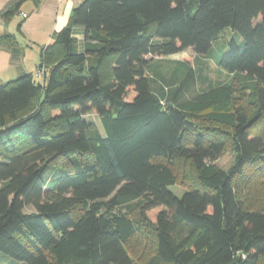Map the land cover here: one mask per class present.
Instances as JSON below:
<instances>
[{
    "label": "trees",
    "instance_id": "1",
    "mask_svg": "<svg viewBox=\"0 0 264 264\" xmlns=\"http://www.w3.org/2000/svg\"><path fill=\"white\" fill-rule=\"evenodd\" d=\"M225 29L235 36L220 54L212 46ZM186 50L231 81L184 98L196 70L177 62L178 79L154 91L147 57ZM37 70L43 82L23 73L0 84L1 254L21 264H264V191L245 197L264 172V0H82ZM225 151L227 171L216 165ZM178 182L180 198L168 189ZM143 238L150 252L138 262L129 244Z\"/></svg>",
    "mask_w": 264,
    "mask_h": 264
},
{
    "label": "crops",
    "instance_id": "2",
    "mask_svg": "<svg viewBox=\"0 0 264 264\" xmlns=\"http://www.w3.org/2000/svg\"><path fill=\"white\" fill-rule=\"evenodd\" d=\"M81 1L0 0V15L18 3V10L11 18L6 20L0 16V84L13 80L23 73L32 74L31 70L25 65V61L27 57H33V54L38 57L35 63L37 70L40 64L39 54H41V50L52 42L54 33L68 25L73 10ZM17 35L27 42L26 45H38V53L22 49L20 45L23 46V44L17 39ZM72 36L76 39L78 48L81 49L83 29L80 27L74 28ZM7 37H12L13 40L9 39L10 42H8ZM12 67L15 68V72L4 77L6 75H2V73ZM40 81L43 82V78Z\"/></svg>",
    "mask_w": 264,
    "mask_h": 264
},
{
    "label": "rangeland",
    "instance_id": "3",
    "mask_svg": "<svg viewBox=\"0 0 264 264\" xmlns=\"http://www.w3.org/2000/svg\"><path fill=\"white\" fill-rule=\"evenodd\" d=\"M234 36H235L234 33H232L230 29H225L221 34L220 38L218 39V41H216L213 44L212 46L213 50L220 54H227L229 51L227 43L231 39H233ZM17 39L20 40L21 44H23V46H21L19 43L22 49L31 50L35 53H38V48H37L38 45L37 46H33L31 44L26 45L27 42L24 39L22 40L18 35H17ZM34 55L35 54H33V57H27L25 61L26 63L25 65L28 67L29 70H31L30 72L34 76L35 82L40 83L41 82L40 79L43 76V70H36L35 63L37 62L38 57L37 56L35 57ZM147 59L150 60V64L153 67L152 68L153 71L158 73V77H154L153 73H149L156 80L155 84L152 85L154 91H156L158 87L162 84V80L164 81H170L172 79L177 80L178 78L172 77V71L175 70L178 72L179 70V72H181V66L183 67L190 65L194 70H196L195 71L196 81L193 84V86L190 87V89H188L185 92L184 98H190V96H193L195 93H198L202 89L206 88L208 84H213V85L225 84V83H229L232 78L231 75H228L223 70L217 68L210 59L202 55H197L192 50H186L182 53L168 56L165 58L147 57ZM177 62H182L181 66L180 63L178 64ZM198 67L202 69V71H200L199 73L197 72ZM14 72H15V68L12 67L7 71L3 72L2 75H6L4 77H7L8 75L10 76ZM236 97H237V101H239L240 103L242 102V104H244L243 107L244 106L247 107L250 104L251 98L249 97V95L237 93ZM84 119L87 122L92 123L100 131V133H102L97 116L90 114L85 116ZM216 165L224 171L229 170L233 166V155L229 151H225L224 154L216 162ZM260 183H261L260 186H257L256 188H253L249 192L245 193V197L248 200V201L246 200L247 202L251 200L252 196L257 195L261 189H262L261 191H264V172L260 177ZM168 189L172 194H174L178 198L182 197L184 192H186V187L181 185V183L179 182L174 186H170ZM254 189L256 190L253 191ZM24 212L31 213L33 212V209L28 206L24 208ZM143 240L144 238L140 239L139 241L138 239H133L129 244V248L132 249L131 251L133 253V257L138 262L145 260V257L148 256L150 252L149 249L146 250L143 249L142 246L145 244V241ZM0 264H21V263L16 262L15 260L9 258L8 256L0 253Z\"/></svg>",
    "mask_w": 264,
    "mask_h": 264
}]
</instances>
